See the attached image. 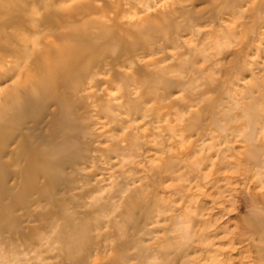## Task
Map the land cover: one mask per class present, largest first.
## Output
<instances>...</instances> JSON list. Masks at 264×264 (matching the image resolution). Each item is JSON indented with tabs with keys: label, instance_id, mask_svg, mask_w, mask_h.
I'll use <instances>...</instances> for the list:
<instances>
[{
	"label": "rangeland",
	"instance_id": "rangeland-1",
	"mask_svg": "<svg viewBox=\"0 0 264 264\" xmlns=\"http://www.w3.org/2000/svg\"><path fill=\"white\" fill-rule=\"evenodd\" d=\"M241 6L218 0L209 28L199 0H0V238L35 264H221L213 197L235 145L190 109L224 51L260 46L264 0ZM45 66L80 69L75 125L19 114Z\"/></svg>",
	"mask_w": 264,
	"mask_h": 264
},
{
	"label": "clouds",
	"instance_id": "clouds-1",
	"mask_svg": "<svg viewBox=\"0 0 264 264\" xmlns=\"http://www.w3.org/2000/svg\"><path fill=\"white\" fill-rule=\"evenodd\" d=\"M199 2L202 7L195 11L207 15L211 28L219 17L208 10L215 8L218 0ZM239 4L242 6L237 19L251 12L256 0H247L246 5L244 0H239ZM236 23L237 20H231L227 27L235 29ZM246 38L243 32L237 37ZM78 71L56 73L45 66L30 72L28 79H46L47 87L25 92L17 102L19 114L24 116L45 106L51 112L66 113L75 125L78 120L75 73ZM215 75V86L204 89L206 101L194 99L190 112L196 115L203 112L205 122L211 120L222 125L218 128L221 133L229 130L228 139L235 145L230 149L231 154L224 153L230 163L223 173L217 174L220 179L213 197V210H219L216 222H223L225 232L220 237L221 264H264V36L253 55L241 57L224 51L218 58ZM27 247L14 237L0 238V264H35L39 258L31 249L26 252Z\"/></svg>",
	"mask_w": 264,
	"mask_h": 264
}]
</instances>
